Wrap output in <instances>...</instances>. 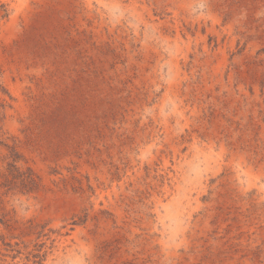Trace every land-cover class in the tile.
Returning <instances> with one entry per match:
<instances>
[{
	"label": "rangeland",
	"instance_id": "rangeland-1",
	"mask_svg": "<svg viewBox=\"0 0 264 264\" xmlns=\"http://www.w3.org/2000/svg\"><path fill=\"white\" fill-rule=\"evenodd\" d=\"M0 264H264V0H0Z\"/></svg>",
	"mask_w": 264,
	"mask_h": 264
}]
</instances>
